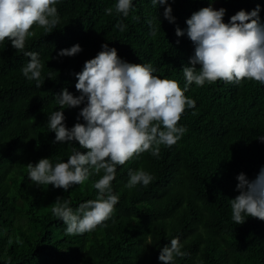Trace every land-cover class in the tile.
Wrapping results in <instances>:
<instances>
[{"label": "trees", "instance_id": "trees-1", "mask_svg": "<svg viewBox=\"0 0 264 264\" xmlns=\"http://www.w3.org/2000/svg\"><path fill=\"white\" fill-rule=\"evenodd\" d=\"M115 3L59 0L56 29L46 34L33 27L35 35L25 50L39 53L45 79L41 88L20 71L30 58L7 40L0 42V264H161L160 249L176 237L188 255L175 258V264H264V221L246 217L236 225L230 204L238 195L236 176L243 172L253 178L264 166V142L258 139L264 135V85L257 82L190 85L185 95L196 106L178 122L186 132L174 146H161L159 157L144 152L117 166L112 189L119 203L94 231L66 235V225L53 216L50 205L61 197L75 210L95 199L93 184L103 173L90 175L67 192L51 185L37 187L27 179L28 163L41 158L66 162L74 150L85 151L78 142L53 143L55 133L49 132L47 119L60 110L55 94L67 88L79 95L72 73L80 72L103 43L115 47L127 62L151 64L155 75L184 87L182 68L194 47L186 34L177 37L175 29H186V19L209 0H170L175 24L164 19V6L153 7L151 0H133L127 18L115 11L106 15L105 9ZM257 4L264 21V0H217L212 6L227 10V23L238 10L251 11ZM157 16L161 28L156 20L158 31L152 37L146 21ZM118 21L126 25L125 31L115 28ZM75 44L81 53L58 58L61 49ZM79 110L64 109L67 127L77 122ZM137 169L153 180L129 190L124 187L128 172Z\"/></svg>", "mask_w": 264, "mask_h": 264}, {"label": "clouds", "instance_id": "clouds-1", "mask_svg": "<svg viewBox=\"0 0 264 264\" xmlns=\"http://www.w3.org/2000/svg\"><path fill=\"white\" fill-rule=\"evenodd\" d=\"M215 2L209 0L207 7L194 11L185 21L186 29L179 26L175 29L177 37L186 34L194 47L188 64L182 68L183 88L176 80L155 75L151 64L127 62L115 47L103 43L101 50L84 62L80 72L72 73L79 95L67 88L55 94L60 110L53 111L47 119L49 132L55 133L53 143L78 142L85 151L74 150L66 162L53 164L49 158H41L35 164L28 163L27 179L37 187L51 185L67 192L74 185H83L90 175L103 173L93 184L98 193L95 199L80 203L75 210L69 206L71 201L61 197L50 205L53 216L66 225V235L94 231L111 218L119 203V196L112 189L117 166L144 152L159 157L161 146L172 147L182 138L186 128L178 126V122L187 109L196 106L195 100L185 95L190 85L203 87L218 81L239 85L244 80L264 85V21L259 15V4L251 11L238 10L225 23L227 10L215 9L212 6ZM58 3L59 0H0V42L7 40L16 52L30 58L20 71L29 82L35 81L38 88L45 81L43 64L39 53L25 50L26 42L35 35L34 26L46 34L56 29L60 23ZM171 3L151 0L153 7L164 6V19L175 24ZM132 7L133 0H116L113 7L105 9V14L112 15L115 11L127 18ZM156 20L161 28L158 16L146 21L152 37L158 31ZM115 28L123 32L126 25L118 21ZM82 51L75 44L61 49L57 56L74 57ZM66 108L80 109L71 128L65 123ZM258 139L264 142V135ZM128 176L124 187L129 190L138 185L147 187L153 180L143 169L129 170ZM236 180L238 195L230 199L232 221L236 225H242L248 218L264 221V166L253 178L241 172ZM181 249L179 237L172 238L170 244L160 249L158 261L175 264V258L188 255Z\"/></svg>", "mask_w": 264, "mask_h": 264}]
</instances>
